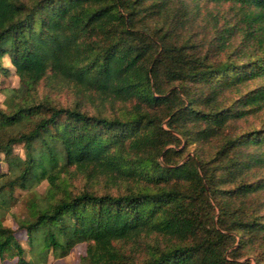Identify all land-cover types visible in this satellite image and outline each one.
I'll use <instances>...</instances> for the list:
<instances>
[{"label": "trees", "instance_id": "obj_1", "mask_svg": "<svg viewBox=\"0 0 264 264\" xmlns=\"http://www.w3.org/2000/svg\"><path fill=\"white\" fill-rule=\"evenodd\" d=\"M12 70L0 259L264 264V0H0Z\"/></svg>", "mask_w": 264, "mask_h": 264}, {"label": "rangeland", "instance_id": "obj_2", "mask_svg": "<svg viewBox=\"0 0 264 264\" xmlns=\"http://www.w3.org/2000/svg\"><path fill=\"white\" fill-rule=\"evenodd\" d=\"M7 64H10L9 61L6 60ZM19 84V78L16 76L14 73V70L11 71V73L8 76H5L4 74H0V106H3L6 95L4 93V89L7 88H13L18 86ZM3 89V90H2ZM14 152L20 155L24 156L23 149L21 146H15L14 147ZM0 172L5 171L6 168V163L4 161L5 157L4 154H0ZM47 182H43L39 188V191L43 192L44 189L46 188ZM16 195L19 198V201L14 205L13 211L16 213H22L25 211L26 208V193L25 191L17 190ZM6 225L11 226L13 228H16L17 225L15 221L13 220V217L9 214L5 220ZM16 236L20 240H25L27 234L25 231H18ZM86 243H79L77 244L71 252L63 258H54L53 256H50L49 258V263L50 264H85L86 259ZM247 259V258H246ZM245 260V259H244ZM0 264H15L14 259H0ZM251 264H256L254 259L251 258Z\"/></svg>", "mask_w": 264, "mask_h": 264}]
</instances>
